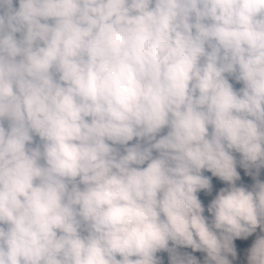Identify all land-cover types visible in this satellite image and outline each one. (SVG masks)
<instances>
[{
	"label": "clouds",
	"instance_id": "obj_1",
	"mask_svg": "<svg viewBox=\"0 0 264 264\" xmlns=\"http://www.w3.org/2000/svg\"><path fill=\"white\" fill-rule=\"evenodd\" d=\"M262 170L264 0H0V264H264Z\"/></svg>",
	"mask_w": 264,
	"mask_h": 264
},
{
	"label": "rangeland",
	"instance_id": "obj_2",
	"mask_svg": "<svg viewBox=\"0 0 264 264\" xmlns=\"http://www.w3.org/2000/svg\"><path fill=\"white\" fill-rule=\"evenodd\" d=\"M239 172H240V174H241V177H242V182H244V183H246V184H250L252 181H251V177H247V176H245L244 175V171H243V169H241V168H239L238 167V169H237ZM261 179H264V170H262V173H261ZM214 185H215V187H216V189H218L219 187H222L223 186V184H222V182H219L218 180H217V178L214 180ZM204 201H205V203H207L208 202V200L210 199L209 197H201ZM254 238V237H253ZM253 238H249V241L247 242L248 244H250V242H251V240L253 239ZM237 243H239V242H237ZM166 255V254H165ZM197 256H201V254H199V253H197L196 254Z\"/></svg>",
	"mask_w": 264,
	"mask_h": 264
},
{
	"label": "trees",
	"instance_id": "obj_3",
	"mask_svg": "<svg viewBox=\"0 0 264 264\" xmlns=\"http://www.w3.org/2000/svg\"><path fill=\"white\" fill-rule=\"evenodd\" d=\"M206 175H211L210 173H206ZM213 179V182H214V180L216 179V178H212ZM201 197H204V195H203V193H201Z\"/></svg>",
	"mask_w": 264,
	"mask_h": 264
}]
</instances>
